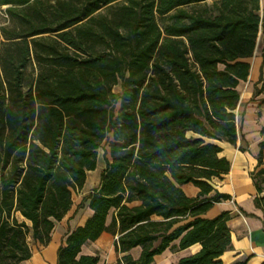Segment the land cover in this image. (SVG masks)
Returning a JSON list of instances; mask_svg holds the SVG:
<instances>
[{"label": "trees", "instance_id": "trees-1", "mask_svg": "<svg viewBox=\"0 0 264 264\" xmlns=\"http://www.w3.org/2000/svg\"><path fill=\"white\" fill-rule=\"evenodd\" d=\"M0 9V264L28 260L30 235L50 242L102 148L100 182L77 207L93 213L60 245L58 264H101L81 251L103 232L115 237V264H153L196 243L173 264H223L232 215L204 214L231 198L208 196L230 162L210 140L237 144L260 0H0ZM260 134L251 176L264 209V125Z\"/></svg>", "mask_w": 264, "mask_h": 264}, {"label": "crops", "instance_id": "crops-1", "mask_svg": "<svg viewBox=\"0 0 264 264\" xmlns=\"http://www.w3.org/2000/svg\"><path fill=\"white\" fill-rule=\"evenodd\" d=\"M260 7L264 9V0H260ZM263 29L264 20L262 18L254 54L248 58L250 62L248 79L241 81L238 86L241 97L237 108L246 103L250 97L254 96L255 84L259 80L261 73L263 72L264 74ZM263 97L264 95L261 98ZM263 125L264 110L262 114H258L256 108L251 106L244 114L242 120V133L246 140L244 146L242 144L244 141L243 135L241 136L240 132L236 145L225 140H210L222 147L220 156L226 157L230 162V170L221 179L213 178L211 180L214 190L208 196L218 191L229 194L231 198L215 203L204 214V216L212 218L224 211H229L232 215L228 221L231 246L221 256L223 264H235L242 260H247V264H261L264 262V209L255 203L254 199L257 191L251 176L252 171L258 165V154L260 151L258 144L262 140L260 130ZM241 146L244 150L240 149ZM104 166L95 180L96 185L91 189L89 188L90 190H87L86 195L98 186ZM89 181V175H87L86 182L81 190L82 192L89 185ZM182 189L190 197L197 196L200 191L193 183L182 185ZM92 213V209L88 207V202H86L85 207L72 218L68 216V213L61 221H56L51 240L46 245L36 242L30 235L28 243L31 247L32 255L28 260L22 261L20 264H58V249L60 245L65 241L69 232L77 226L83 225ZM109 220L110 218H108ZM28 223L30 224V222ZM114 240L115 237L112 234L103 232L97 240L84 244L81 253L98 254L101 264H115L121 255L115 250ZM174 244H178V241H175ZM200 248V243L193 244L185 249L167 248L164 252L155 256L153 264L176 263L180 258L198 252ZM131 253L134 257H138L140 248L136 247L132 249Z\"/></svg>", "mask_w": 264, "mask_h": 264}, {"label": "rangeland", "instance_id": "rangeland-1", "mask_svg": "<svg viewBox=\"0 0 264 264\" xmlns=\"http://www.w3.org/2000/svg\"><path fill=\"white\" fill-rule=\"evenodd\" d=\"M4 9H0V24H6L8 21H7V16L5 15ZM260 15H261V18H264V9H261L260 11ZM120 90V87L117 86L116 87V91H119ZM263 95L259 96V97H250L248 99V101L244 104H242L241 106H239L236 111H235V114H236V122H237V125L239 127V132L241 134V136L243 135L242 133V120H243V117H244V114L248 111V109H250V107H255L256 108V111L258 114H262L263 113V110H264V106L260 105L259 103V99L262 97ZM243 137V146L245 145V137L244 135L242 136ZM242 147V146H241ZM105 148H102L99 150V158H98V165H97V169L95 171H92V172H88V175H89V185L86 187L85 191H80V192H74L73 193V200H74V205L71 209V211L69 212L68 216H70V218H72L76 213L80 212L82 210V208H79L77 209L78 205L81 203L82 199L84 196H86L87 194V190H90L92 187H94L96 185V178L98 177L100 171H101V168L105 165V155H104V150ZM90 188V189H89ZM86 205V203H85ZM84 208V207H83ZM21 218V217H20Z\"/></svg>", "mask_w": 264, "mask_h": 264}]
</instances>
